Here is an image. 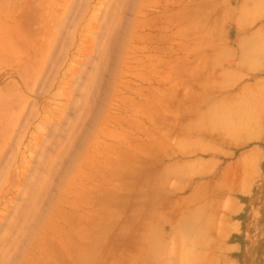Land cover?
Returning a JSON list of instances; mask_svg holds the SVG:
<instances>
[{"label": "rangeland", "instance_id": "obj_1", "mask_svg": "<svg viewBox=\"0 0 264 264\" xmlns=\"http://www.w3.org/2000/svg\"><path fill=\"white\" fill-rule=\"evenodd\" d=\"M203 2L0 0V264H71L66 253L108 242L132 199L149 211L195 183L212 202L180 217L212 225L213 264H264V155L255 179L238 165L219 175L264 152V129L250 130L264 84L221 113L191 81ZM204 159L218 162L207 176ZM190 229L181 264L197 258Z\"/></svg>", "mask_w": 264, "mask_h": 264}, {"label": "crops", "instance_id": "obj_2", "mask_svg": "<svg viewBox=\"0 0 264 264\" xmlns=\"http://www.w3.org/2000/svg\"><path fill=\"white\" fill-rule=\"evenodd\" d=\"M203 1L206 5L205 26L201 29L203 38L196 48H190L193 57L189 59V72L191 81L193 75L198 77L196 81L204 86L206 97L211 96L220 101L218 108L223 113L227 103L233 106L240 100L253 101L257 84H264V0ZM194 66L198 69L195 74ZM261 98L264 101V94ZM233 108L237 109L236 106ZM257 108L258 111L253 110L254 113L262 117L250 130L261 132L264 129V106ZM263 155L262 149L252 146L238 153L234 160L216 168H219V175L222 176L228 169L238 165L236 175L255 179ZM217 163L204 159L205 171L201 176L211 174ZM233 169L231 176L234 174ZM179 179L185 178L179 174ZM178 189L180 186L162 192V200H156L154 208L149 211L147 202H143L145 207L143 204L138 206L132 199L127 203L130 212H127L124 220L117 221L118 228L111 232L108 242L91 251L85 242L83 249L79 247L70 255L66 253L64 258L71 260V264H181V228L186 226L193 228L189 230L188 237L193 240L197 255L194 264H213L212 225L207 219L204 222L189 219L185 224L180 217L182 204L189 211L196 210L198 206L207 210L212 202L207 195L213 193L212 188H198L195 183L189 186L184 195H180L176 191ZM153 192L159 194L158 190ZM150 194L152 196L154 193ZM203 195V200L198 202V197ZM165 196L167 203L164 201ZM153 202L154 198L149 204ZM137 207L140 209H135Z\"/></svg>", "mask_w": 264, "mask_h": 264}]
</instances>
